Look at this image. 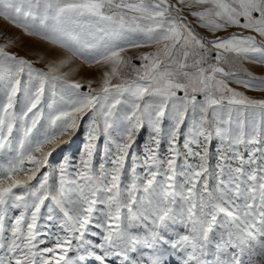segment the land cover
<instances>
[{
  "label": "snow or ice",
  "instance_id": "obj_1",
  "mask_svg": "<svg viewBox=\"0 0 264 264\" xmlns=\"http://www.w3.org/2000/svg\"><path fill=\"white\" fill-rule=\"evenodd\" d=\"M0 19L107 68L82 91L70 57L37 68L0 31V264H264V98L230 86L264 93L243 67L264 65V0H0ZM85 117L78 162L51 165Z\"/></svg>",
  "mask_w": 264,
  "mask_h": 264
},
{
  "label": "rangeland",
  "instance_id": "obj_2",
  "mask_svg": "<svg viewBox=\"0 0 264 264\" xmlns=\"http://www.w3.org/2000/svg\"><path fill=\"white\" fill-rule=\"evenodd\" d=\"M204 33V31L201 29ZM13 36V35H12ZM36 38V37H32ZM40 40L39 38H37ZM42 41V40H40ZM46 43L47 46L44 47L43 50L39 51L37 48H34L30 42H26L24 39L17 38V46L13 48L22 49L25 53H35L38 56H45L46 59L50 60H57L63 57H70L71 64L64 67L61 71L70 73L67 79L72 81H77L82 84V91H87V87L85 86L88 84L89 81H92L93 87H98L100 84V80L102 78L103 72L107 70L106 66L103 64H96V63H86L84 60L80 59L79 57H73L70 53H67L63 49H59L55 46H52ZM61 50V51H60ZM148 48L142 49H130L125 55L131 58L133 64L137 67L140 66L141 61L137 59V57L142 53L149 51ZM64 53V54H63ZM60 54V55H59ZM24 56V55H21ZM26 57V56H24ZM27 58V57H26ZM259 76H264V74H260ZM238 91L245 92L246 95L253 97V98H264V93L258 91H250L244 89L241 86H234ZM86 128H87V117L83 122V126L80 128L79 131L75 132L71 136H65L62 138L61 143L57 146L56 150L53 153V156L50 157V164L56 166L58 163L62 162L63 157L68 156L74 162H78V158L80 152L83 150L84 144L86 142ZM148 132L147 128L141 129L140 135L138 137L139 145H143L145 139L147 138ZM103 137L97 143L98 147V154L94 157V163L98 161V157L103 154ZM137 150H139L137 148ZM47 168H42L41 171H47ZM35 183V181H33ZM176 230H181L182 226L176 225L174 226ZM177 258L173 257V262H175Z\"/></svg>",
  "mask_w": 264,
  "mask_h": 264
},
{
  "label": "bare ground",
  "instance_id": "obj_3",
  "mask_svg": "<svg viewBox=\"0 0 264 264\" xmlns=\"http://www.w3.org/2000/svg\"><path fill=\"white\" fill-rule=\"evenodd\" d=\"M2 30H7V32L10 35H13V36L17 37L18 39H24L26 42H30V44H32L33 47L37 48L39 51L43 50L44 47L47 46L46 43H44L43 41L38 40L37 37L36 38H32V37L26 36V35H24L21 32V30L12 28L10 25L7 24V22L3 21V19H0V31H2ZM14 51L17 52L19 55H24L28 59L33 60L35 67H37V68H45L44 61H38L37 60L38 55L35 54L36 52L27 54L22 49L19 50L17 48H15ZM85 86L87 87L88 84H86Z\"/></svg>",
  "mask_w": 264,
  "mask_h": 264
},
{
  "label": "crops",
  "instance_id": "obj_4",
  "mask_svg": "<svg viewBox=\"0 0 264 264\" xmlns=\"http://www.w3.org/2000/svg\"><path fill=\"white\" fill-rule=\"evenodd\" d=\"M197 30L200 31L202 34H204L201 31V29H197ZM243 67L246 68V69H248V71L252 72L256 76H259L260 74H264V65H261V64H252V63L245 62L243 64ZM237 70L239 71V68H237ZM241 75H243L242 72H241ZM230 86L234 88V86H240V85H237L235 83H231Z\"/></svg>",
  "mask_w": 264,
  "mask_h": 264
}]
</instances>
